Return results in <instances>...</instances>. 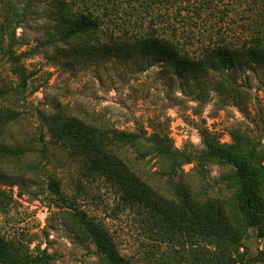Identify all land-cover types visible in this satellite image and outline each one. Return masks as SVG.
Masks as SVG:
<instances>
[{
  "label": "rangeland",
  "instance_id": "rangeland-1",
  "mask_svg": "<svg viewBox=\"0 0 264 264\" xmlns=\"http://www.w3.org/2000/svg\"><path fill=\"white\" fill-rule=\"evenodd\" d=\"M77 1L80 5L85 3L105 21L100 29L105 42L109 37L117 39L122 36V32L111 23L121 22L116 21L122 17L115 13L118 6L127 11L134 9L129 26H125L129 36L148 31V15L139 29L138 15L143 10L140 0ZM54 2L0 0V15L8 6L19 12L27 11L25 22L16 31L23 44L19 52L29 53L23 61L25 66L28 71L37 73V77H42L26 91L23 99L0 101L1 110L22 114L0 132V147L5 150L0 152V237L27 247L33 254L45 251L51 257L49 264H101L92 243L78 232L72 210L60 206L47 191V180L55 179L60 183L61 191L75 199L78 210L106 229L118 253L129 264H213L212 259L219 254L212 246L196 244L186 233L170 234L173 237L169 240L163 236V231L161 235L156 234L161 230L150 218V205L128 206L118 190L104 178L84 179L81 165L69 153L48 146L51 164L39 165L38 155L34 152L40 147L37 113L50 111L59 101L72 113L94 115L97 122L110 129L126 132L139 129L148 134L163 132L169 135L175 149L201 152L204 131L216 136L221 145H230L232 131L252 128L258 115L264 118V92L257 90L251 73L234 71L237 85L243 84L249 95V114L246 115L243 107H223L220 97L210 89L195 100L193 92L185 89L182 80L174 78L160 65L146 69L144 64L113 60L99 65L78 64L70 69L54 66L49 59L51 51L47 56L41 54L42 48L30 53L38 46L42 28L53 23L50 18L54 13ZM184 5L180 0H171L170 5H155L153 11L147 13L172 14L180 6L184 9ZM201 5L202 2L196 12L199 17L196 13L192 16V10L183 11L181 14L188 22L183 24L184 21L178 20L175 24L177 39L194 57L212 43L224 41L226 45L238 47L245 42L250 36L248 26L259 0H211ZM103 6L108 8L111 19L103 18ZM194 7L193 4L192 9ZM141 14L140 17L144 18L146 13ZM158 34L164 35L160 29ZM9 81L14 82V79L0 59V87ZM44 139L48 140L47 137ZM16 148L25 151L24 154H7ZM122 149L120 158H128L134 164L148 180L153 192L167 199L173 198L176 180L168 182L160 176L157 160L136 162L131 148ZM232 174L231 167L217 163L201 168L194 164L183 167V180L189 191L208 200L233 197L236 186L230 177ZM262 198L264 203V187ZM227 259L225 264H264V238H260L256 230L248 229L243 232L238 246L231 248L227 258H220V264Z\"/></svg>",
  "mask_w": 264,
  "mask_h": 264
},
{
  "label": "trees",
  "instance_id": "trees-1",
  "mask_svg": "<svg viewBox=\"0 0 264 264\" xmlns=\"http://www.w3.org/2000/svg\"><path fill=\"white\" fill-rule=\"evenodd\" d=\"M180 1L185 3L184 9L180 6L175 13L158 12L154 15L147 12L153 11L155 5H170L171 0H140L139 5L143 10L138 15L141 21L139 29L146 22L147 15L149 21L148 31L137 36H129L125 30L134 9L127 11L123 7H116L115 13L122 15L116 21L121 22L111 23L122 32V36L117 39L109 37L105 42L101 38L100 29L105 23L101 16L95 15L85 3L80 5L77 0H55L54 13L50 18L53 23L42 28L43 35L37 40L38 46L30 53L39 52L42 48L41 54L47 56L51 51L49 59L52 64L68 69L78 64L99 65L113 60L144 64L146 69L160 65L174 78L182 80L185 89L193 92L195 100L210 89L220 97L223 107H243V112L249 114L248 92L243 84L237 85L234 71L251 73L257 90L264 92V0H259L248 26L251 33L245 42L238 47L226 45L224 41L212 43L197 57L184 49L185 44L177 39L175 24L178 20L184 21L183 24L188 22L181 14L183 11L188 13L192 10L191 15L194 16L201 2L203 5L211 0ZM142 12L146 13L144 18L140 17ZM196 15L199 17V14ZM26 16L27 11L19 12L13 6L6 7L0 15V59L14 79V82H4L0 87L1 102L23 99L26 91L42 78L25 66L23 61L29 53L19 52L23 44L16 31L25 22ZM102 16L108 19L112 17L105 6L102 7ZM158 29L164 35L160 36ZM21 115V112L0 109V132ZM93 116L89 113H72L59 101L50 111L37 113V142L40 147L34 152L38 155V164H51L48 146L69 153L81 165L84 179L95 176L104 178L118 190L122 201L128 206L150 205V218L161 230L156 234L161 235L163 231V236L169 240V237H173L170 234L186 233L196 244L212 246L219 254L211 257L213 264H220V258L226 259L231 248L238 246L243 232L248 229L256 230L260 238H264V118L260 115L254 120L252 128L242 132L232 131L230 145H221L216 136L204 131L201 134V152L175 149L169 135L163 132L148 134L139 129L132 132L110 129ZM123 147L132 149L136 162L157 160L160 176L168 182L176 180L172 199L153 192L148 180L134 164L128 158H120ZM2 148L0 152L4 153ZM24 152L16 148L7 154L15 156ZM209 163L229 166L233 170L230 177L236 190L231 199H204L199 193L190 192L184 184L183 167L194 164L201 168ZM46 186L60 206L72 210L78 232L92 243L101 264H129L118 253L106 229L78 210L75 199L61 191L57 180L48 179ZM50 261L51 257L45 251L33 254L27 247L0 237V264H49Z\"/></svg>",
  "mask_w": 264,
  "mask_h": 264
}]
</instances>
